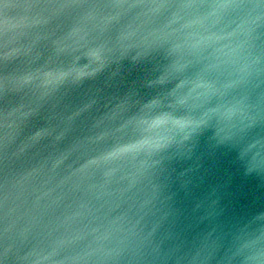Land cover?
I'll return each instance as SVG.
<instances>
[{
    "label": "water",
    "instance_id": "obj_1",
    "mask_svg": "<svg viewBox=\"0 0 264 264\" xmlns=\"http://www.w3.org/2000/svg\"><path fill=\"white\" fill-rule=\"evenodd\" d=\"M0 264H264V0H0Z\"/></svg>",
    "mask_w": 264,
    "mask_h": 264
}]
</instances>
